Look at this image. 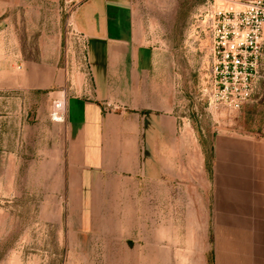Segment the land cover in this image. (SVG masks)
Here are the masks:
<instances>
[{"label":"rangeland","instance_id":"obj_1","mask_svg":"<svg viewBox=\"0 0 264 264\" xmlns=\"http://www.w3.org/2000/svg\"><path fill=\"white\" fill-rule=\"evenodd\" d=\"M83 1L22 9L14 37L1 43L23 72L20 88L0 90V264H210L214 140L264 139V31L258 73L240 109H232L223 102L241 87L230 80L226 96L216 92L204 21L215 8L252 0H132L164 75L170 104L160 114L175 118L178 134H190L166 149L178 156L166 168L164 202L156 181L85 173L70 157L67 104L57 120L53 105L83 96L79 87L90 84L82 78L84 46L71 26V11ZM191 172L193 206L181 204L188 183L178 178Z\"/></svg>","mask_w":264,"mask_h":264},{"label":"crops","instance_id":"obj_2","mask_svg":"<svg viewBox=\"0 0 264 264\" xmlns=\"http://www.w3.org/2000/svg\"><path fill=\"white\" fill-rule=\"evenodd\" d=\"M57 1L0 0V90L22 85L23 65L1 45L14 37L17 16ZM71 26L84 46L82 78L89 76L90 84L84 80L83 96L67 103L70 157L85 173L107 170L115 181L124 175L156 181L164 202L166 168L174 167L178 156L166 149L190 140V134H178L175 118L160 114L170 104L160 80L164 75L133 1L84 0L71 11ZM212 153L214 263L264 264V139L221 135ZM178 178L188 183L181 204L195 205V172Z\"/></svg>","mask_w":264,"mask_h":264},{"label":"built area","instance_id":"obj_3","mask_svg":"<svg viewBox=\"0 0 264 264\" xmlns=\"http://www.w3.org/2000/svg\"><path fill=\"white\" fill-rule=\"evenodd\" d=\"M239 7L215 8L207 14V25L213 41L217 93L226 96L230 80L239 83L233 97L223 105L240 109L258 73L263 51L264 1L252 0ZM66 97L54 101V117L66 109Z\"/></svg>","mask_w":264,"mask_h":264},{"label":"trees","instance_id":"obj_4","mask_svg":"<svg viewBox=\"0 0 264 264\" xmlns=\"http://www.w3.org/2000/svg\"><path fill=\"white\" fill-rule=\"evenodd\" d=\"M210 264H215L214 263V253L212 252L211 257H210Z\"/></svg>","mask_w":264,"mask_h":264}]
</instances>
